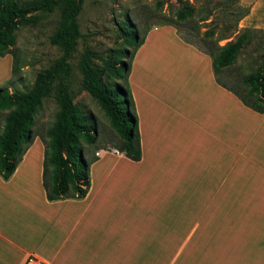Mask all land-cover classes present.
Returning a JSON list of instances; mask_svg holds the SVG:
<instances>
[{
  "label": "crops",
  "instance_id": "crops-1",
  "mask_svg": "<svg viewBox=\"0 0 264 264\" xmlns=\"http://www.w3.org/2000/svg\"><path fill=\"white\" fill-rule=\"evenodd\" d=\"M127 84L140 160L97 149L86 195L48 202L35 136L0 178V264H264V115L170 26L146 32Z\"/></svg>",
  "mask_w": 264,
  "mask_h": 264
},
{
  "label": "trees",
  "instance_id": "trees-1",
  "mask_svg": "<svg viewBox=\"0 0 264 264\" xmlns=\"http://www.w3.org/2000/svg\"><path fill=\"white\" fill-rule=\"evenodd\" d=\"M83 2L84 0H0V57L7 54L11 56L10 77L0 84V115L5 112L0 120V178L3 181L10 178L24 151L32 143L35 137L31 131L34 116L42 99L56 86L54 100L57 112L45 132V138H39L43 145L41 186L48 202L81 199L86 195L89 188L88 169L97 159L94 154L97 149L114 150L133 162L139 161L141 157L127 75L133 53L141 45L148 30L141 37L135 32L124 33L126 48L116 50L105 58H98L94 52L84 49L78 64L82 75L81 87L102 110L118 138L113 147H97L90 151L88 158L84 155V147H91L95 143V127L91 117L72 103L73 95L68 88L71 77L68 60L76 40L81 36L77 16ZM57 9L60 22L48 40L50 45L59 48L60 57L35 75L27 92L10 90L14 82L20 81V67L11 52L15 43V31L19 25H33L40 17ZM186 16V11L179 12L176 20H166L161 26L172 27L183 43L209 56L215 83L232 93L245 107L264 115V68L243 80L246 88L244 95L221 83L219 79V75L232 64L245 44L246 33L223 45H218L217 40L208 41L207 49L202 50L184 37L178 28ZM95 59L100 60L102 69L94 67ZM104 70L114 80L112 83L102 81Z\"/></svg>",
  "mask_w": 264,
  "mask_h": 264
},
{
  "label": "rangeland",
  "instance_id": "rangeland-1",
  "mask_svg": "<svg viewBox=\"0 0 264 264\" xmlns=\"http://www.w3.org/2000/svg\"><path fill=\"white\" fill-rule=\"evenodd\" d=\"M184 11L188 16L178 28L184 37L202 50L207 49L208 41L217 40L218 45H223L246 33V42L235 60L219 75L221 83L244 95L243 80L264 68V0H84L77 16L81 36L68 60L71 68L68 88L73 95L72 103L91 117L95 127L94 145L84 147L86 158L97 147H113L118 138L102 110L81 87L82 75L78 64L84 49L94 52L98 58H105L126 48L124 33L135 32L141 37L146 30L161 26L166 20H176L177 13ZM59 22L57 9L40 17L33 25L18 26L11 52L20 67V81L14 82L10 90L27 92L35 75L60 57L59 48L50 45L48 40ZM93 65L98 69L103 67L99 59L93 60ZM102 81H114L107 70L102 72ZM55 87L42 99L34 116L31 131L39 138H45V132L57 112ZM4 114L0 115V120Z\"/></svg>",
  "mask_w": 264,
  "mask_h": 264
},
{
  "label": "built area",
  "instance_id": "built-area-1",
  "mask_svg": "<svg viewBox=\"0 0 264 264\" xmlns=\"http://www.w3.org/2000/svg\"><path fill=\"white\" fill-rule=\"evenodd\" d=\"M23 264H46V263H44L41 260H38L33 255H29V256L26 257V259L24 260Z\"/></svg>",
  "mask_w": 264,
  "mask_h": 264
}]
</instances>
